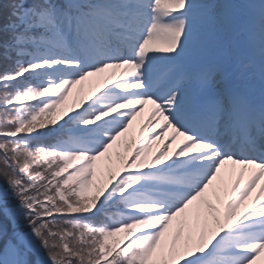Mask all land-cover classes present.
<instances>
[{"label": "snow or ice", "instance_id": "1", "mask_svg": "<svg viewBox=\"0 0 264 264\" xmlns=\"http://www.w3.org/2000/svg\"><path fill=\"white\" fill-rule=\"evenodd\" d=\"M0 89V264L264 257V0H0ZM146 109L152 134L98 178Z\"/></svg>", "mask_w": 264, "mask_h": 264}, {"label": "rangeland", "instance_id": "2", "mask_svg": "<svg viewBox=\"0 0 264 264\" xmlns=\"http://www.w3.org/2000/svg\"><path fill=\"white\" fill-rule=\"evenodd\" d=\"M106 74H102L98 77H90L89 80L84 81L82 84L77 85L75 89H73L72 95L69 96V99L66 101L65 105L62 106V111L67 109L68 114H72L71 109L73 105L75 106L76 111L81 110V103L86 105L90 102L89 97L95 92L99 93L101 90L104 76ZM82 89V91H81ZM151 106H149V109ZM149 109H146L145 112L137 118L136 121L133 122V127L129 130L125 136L121 137L117 143L113 146L112 149L109 150V153L102 157L100 161L97 162L98 165V178L106 179L111 172L116 170V167L119 164L121 157H126L129 154V151L135 147L133 141H139L142 136H147L152 134L150 130L145 129L143 133H141V125L146 121L148 116ZM66 118V117H65ZM179 143V139L177 144ZM176 144H173V149L176 148ZM156 150V146H153V151ZM227 168L222 170V176L227 177ZM219 180L214 181L212 189H210V193L213 190H216V195L209 196L210 202L213 203L214 206H219L217 204V200L227 201L228 195L231 192V186L228 185L227 188H221L219 186ZM258 264H264V257H261Z\"/></svg>", "mask_w": 264, "mask_h": 264}, {"label": "trees", "instance_id": "3", "mask_svg": "<svg viewBox=\"0 0 264 264\" xmlns=\"http://www.w3.org/2000/svg\"><path fill=\"white\" fill-rule=\"evenodd\" d=\"M2 2H7V0H2ZM7 94L5 93V91L3 89H0V128L6 126V124L8 122H10L12 119H14V112L8 109H5L3 107L4 103H5V96ZM4 168V165L2 163V161H0V171H2ZM27 179V178H26ZM4 181L3 179H0V184H3ZM44 181H38V188L39 191L36 193L38 195V197L40 199H43V188L40 187V185L44 184Z\"/></svg>", "mask_w": 264, "mask_h": 264}]
</instances>
